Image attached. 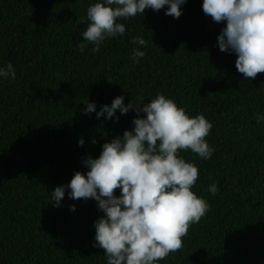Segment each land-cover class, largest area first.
<instances>
[{"label":"trees","instance_id":"16d2710c","mask_svg":"<svg viewBox=\"0 0 264 264\" xmlns=\"http://www.w3.org/2000/svg\"><path fill=\"white\" fill-rule=\"evenodd\" d=\"M96 2L0 0V66L17 72L15 81L0 80V264H106L94 246V222L104 216L97 202L67 190L56 207L50 196L134 128V109L98 119L101 106L121 95L126 105L146 104L160 93L212 123L214 153L202 160L180 151L197 165L192 190L209 209L158 264H264V122L256 119L264 116V73L245 80L238 72L236 54L218 47L226 22L207 16L203 0H187L178 19L166 8L121 18L123 36L81 52ZM136 37L148 43L139 63L131 59ZM86 100L96 112L84 114Z\"/></svg>","mask_w":264,"mask_h":264},{"label":"clouds","instance_id":"9594fccd","mask_svg":"<svg viewBox=\"0 0 264 264\" xmlns=\"http://www.w3.org/2000/svg\"><path fill=\"white\" fill-rule=\"evenodd\" d=\"M187 0H98L87 9L89 26L78 45L81 52L88 44L93 51L107 39L126 32L121 18L144 15L146 9L179 18ZM167 6V7H166ZM203 12L216 23L226 22L218 36V47L237 56L235 66L245 80L264 73V0H203ZM132 61L139 63L148 43L133 39ZM12 63L0 66V80L15 81ZM116 97L111 105L96 112L95 102H84V114L96 112L97 118L111 120L119 110H135L134 128L122 137L104 143L98 158L83 161L86 173L75 172L70 183L57 186L50 201L59 207L67 190L69 198L94 199L104 216L94 222L95 247L104 250L106 264H158L183 246L191 225L199 223L209 209L207 201L192 189L199 178L195 163L179 155L191 150L202 160L212 158L214 149L206 137L213 127L203 114L190 116L176 102L160 93L143 103H124ZM145 115H139V114ZM118 120V117H116ZM257 123L264 116L256 117ZM83 146L84 140L79 141ZM120 195H116V190ZM215 195L218 187L209 185ZM75 211V205L72 206Z\"/></svg>","mask_w":264,"mask_h":264}]
</instances>
